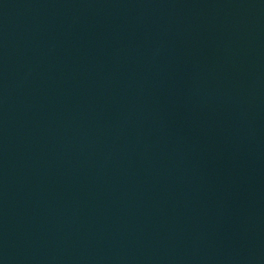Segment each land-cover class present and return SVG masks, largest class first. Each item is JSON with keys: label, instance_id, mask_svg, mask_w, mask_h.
Masks as SVG:
<instances>
[{"label": "water", "instance_id": "water-1", "mask_svg": "<svg viewBox=\"0 0 264 264\" xmlns=\"http://www.w3.org/2000/svg\"><path fill=\"white\" fill-rule=\"evenodd\" d=\"M0 264H264V0H0Z\"/></svg>", "mask_w": 264, "mask_h": 264}]
</instances>
